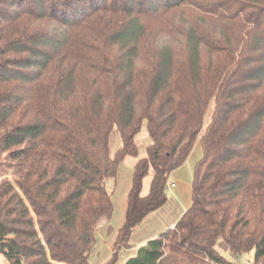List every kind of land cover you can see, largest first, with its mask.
Returning <instances> with one entry per match:
<instances>
[{"label":"trees","instance_id":"1","mask_svg":"<svg viewBox=\"0 0 264 264\" xmlns=\"http://www.w3.org/2000/svg\"><path fill=\"white\" fill-rule=\"evenodd\" d=\"M182 7L195 9L187 26L169 20ZM143 123L152 143L106 264H119L135 228L166 204L169 177L197 139L191 206L123 264H236L222 252L252 250L264 264V0H0L7 264H90L114 210L106 181L138 158Z\"/></svg>","mask_w":264,"mask_h":264},{"label":"rangeland","instance_id":"2","mask_svg":"<svg viewBox=\"0 0 264 264\" xmlns=\"http://www.w3.org/2000/svg\"><path fill=\"white\" fill-rule=\"evenodd\" d=\"M191 10H195L193 7L171 11L169 20L174 21L180 26H187L192 23ZM198 18L196 19L197 23ZM200 24H204L202 17L199 20ZM153 27L158 30L166 25L165 21L154 20L152 21ZM164 41L171 45L173 41L167 34L164 36ZM177 44H172V48L175 50ZM180 49V46H179ZM213 110V102L210 105L209 111L206 114L202 132H204L206 126L210 121L211 112ZM152 143V139L148 133L146 123H143L140 133L136 137V144L139 149L138 158L129 156L123 162L120 163L117 171V175L114 178H109L106 181L108 191L111 193L113 201V215L109 222H104L101 227L98 228L96 233V241L91 250L89 257L90 264H106L113 256L114 244L117 238V232L123 226L126 217L127 208V196L132 185L134 166L139 158L147 156V147ZM121 146L120 134L115 128L110 137V154L114 156L117 150ZM203 156V149L200 140L197 139L193 145V148L186 160V162L174 170L168 182L175 183L176 187L173 189L166 188L167 202L166 204L148 214L138 225L132 233L130 239V247L123 249L118 254L119 264H123L128 259L136 255L139 247L144 243H141V238H147L155 232H166L171 229L172 225L178 222L182 215L192 204V183L194 178V170L197 162ZM153 176V170L150 169L149 175L143 181L142 194L146 195L150 188L151 179ZM3 179L13 178L10 175H4L0 177V182ZM172 224V225H171ZM161 235V234H160ZM159 235V236H160ZM223 255L236 264H254L255 251L252 250L239 257L232 256L228 251H223ZM0 264H7V260L4 255H0Z\"/></svg>","mask_w":264,"mask_h":264},{"label":"crops","instance_id":"3","mask_svg":"<svg viewBox=\"0 0 264 264\" xmlns=\"http://www.w3.org/2000/svg\"><path fill=\"white\" fill-rule=\"evenodd\" d=\"M151 214V213H150ZM148 216V215H147ZM176 224V223H175ZM175 224H171L172 226L171 227H174ZM165 230H163L162 232H155L154 234H151L150 236H148L147 238H141V243H144L145 241V244L147 243V241L151 240V239H155V238H158L160 234H162ZM118 233V232H117ZM117 236V235H116ZM143 244V245H145ZM142 246V245H141Z\"/></svg>","mask_w":264,"mask_h":264},{"label":"built area","instance_id":"4","mask_svg":"<svg viewBox=\"0 0 264 264\" xmlns=\"http://www.w3.org/2000/svg\"><path fill=\"white\" fill-rule=\"evenodd\" d=\"M176 187V185H175V183H167V186H166V188H171V189H173V188H175Z\"/></svg>","mask_w":264,"mask_h":264}]
</instances>
